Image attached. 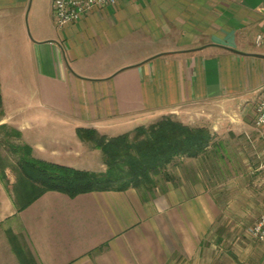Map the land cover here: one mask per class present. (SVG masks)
<instances>
[{
  "label": "crops",
  "instance_id": "crops-1",
  "mask_svg": "<svg viewBox=\"0 0 264 264\" xmlns=\"http://www.w3.org/2000/svg\"><path fill=\"white\" fill-rule=\"evenodd\" d=\"M27 2L0 0V124L33 157L93 170L98 150L76 128L110 137L162 115L204 126L212 139L176 158L152 190H47L17 210L0 178V264L18 262L10 236L23 264H235L209 251V235L247 180L213 171L233 168L223 145L262 151L252 118L264 84V0H116L62 26L52 0H34L42 15L33 38ZM263 204L264 189L248 222ZM218 240L210 246L220 249ZM256 253L264 264V249Z\"/></svg>",
  "mask_w": 264,
  "mask_h": 264
},
{
  "label": "trees",
  "instance_id": "trees-1",
  "mask_svg": "<svg viewBox=\"0 0 264 264\" xmlns=\"http://www.w3.org/2000/svg\"><path fill=\"white\" fill-rule=\"evenodd\" d=\"M3 113L0 98V116ZM4 139L18 136L15 129L0 124ZM78 134L100 149L103 170L74 168L65 164L37 159L26 144L13 146L18 152L16 180L12 198L17 210L28 205L47 190L68 196L90 191H121L127 188L152 190L159 176L169 178L167 167L176 158L194 157L204 151L212 136L204 126H190L170 115H162L147 125L107 137L95 129L78 127ZM0 138V146L3 140ZM0 178L6 181L0 156ZM21 263L24 255L19 244L10 236Z\"/></svg>",
  "mask_w": 264,
  "mask_h": 264
},
{
  "label": "rangeland",
  "instance_id": "rangeland-1",
  "mask_svg": "<svg viewBox=\"0 0 264 264\" xmlns=\"http://www.w3.org/2000/svg\"><path fill=\"white\" fill-rule=\"evenodd\" d=\"M32 1L34 2V0H28L23 15L25 32L29 38H33L31 29L33 30L40 23L42 15L41 10L35 12L32 8ZM77 129L78 128H76V134L81 139ZM3 137L4 135L0 134V138L4 139ZM19 144L24 145V143H19L18 136L16 137L11 135L4 139L2 145L0 146V156L3 160L4 168H6L5 172L8 173L6 181L8 182L10 189H12V185L17 176L15 168L18 152H14L13 146ZM222 147L224 160L229 159L233 168H221L222 165L219 164L218 169L213 171L214 174L218 177L232 174V177L234 178L239 177L240 179H246L247 181L242 190L238 192V196L236 195L230 197V201L226 200L224 212L225 217L223 218V222L225 223L220 231L209 235V251L215 254H222L223 256L219 255L221 258L220 260L230 259L231 262H234L235 264H246V262L248 264H254L252 261L254 260L253 256L257 254L256 252H260V249H264V247L261 248L262 244L257 242L248 232V228L254 222H248V219L249 214H251L256 208L257 202L259 201L264 189V154L261 151V147H245L242 153H229L225 150L224 145ZM93 148L98 150L100 157L91 167H93V170L97 169L95 167L103 170L104 164L101 158L100 149L97 147ZM222 164H225L226 167L228 166L225 162H222ZM9 180L14 182L10 183ZM218 188L226 190L228 189V186L227 184H220L218 185ZM216 237H219L217 243H220V249H218V247L213 248L210 246L212 240ZM220 240H222V242H220ZM17 260L18 262L13 264H20L19 259ZM174 263L181 264L182 261L179 262V260H177L174 261ZM255 264H261V262H255Z\"/></svg>",
  "mask_w": 264,
  "mask_h": 264
},
{
  "label": "built area",
  "instance_id": "built-area-1",
  "mask_svg": "<svg viewBox=\"0 0 264 264\" xmlns=\"http://www.w3.org/2000/svg\"><path fill=\"white\" fill-rule=\"evenodd\" d=\"M116 0H52V16L55 23L59 26L76 21L88 9L107 3H113ZM256 44L263 42V34L258 33L255 37ZM252 125L257 132L262 144L264 154V84L261 86V92L255 103ZM250 235L257 241L264 243V204L258 217L248 228Z\"/></svg>",
  "mask_w": 264,
  "mask_h": 264
}]
</instances>
